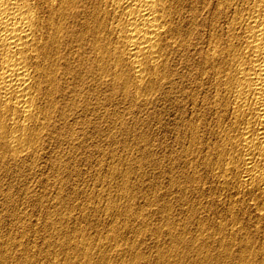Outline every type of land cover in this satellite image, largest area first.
I'll return each mask as SVG.
<instances>
[{"label": "bare ground", "instance_id": "obj_1", "mask_svg": "<svg viewBox=\"0 0 264 264\" xmlns=\"http://www.w3.org/2000/svg\"><path fill=\"white\" fill-rule=\"evenodd\" d=\"M113 93L118 94L122 101H130L129 108H131V106H137V103L143 105L146 103L148 104V102L152 100L154 103V100L161 95L171 96L178 110L177 119L173 118L176 120L177 129V134L175 133L177 138H175L176 140L173 139V141H177L176 143L179 145V149L174 148L173 154L169 157V166L171 169L169 171L173 173L172 176L169 174L172 178L171 187L175 188V190L189 191L196 195V198L198 197L200 199L199 203L202 201L208 208L209 213H207V216L210 217L211 220L218 219L221 223L219 227L215 225L218 228L217 230L214 228L216 231H213V234H221V236L223 235L222 237L231 239L230 242L220 236V238L223 239L221 243L218 242L220 244L217 246V250L220 254L218 253L219 256L216 255L217 257L215 256L213 259L211 258L213 264H232V261V263H230V257L234 251V260H238L237 258L239 256L240 259L243 256L245 257L249 250L253 251L254 258L257 256L256 260L258 264H264V0H0V161L1 163L4 162L3 164H5L7 170L11 168L12 164H19L23 160L25 161L27 157L31 160L29 156L44 155L45 157L49 143L63 138L62 136L64 134L69 135L70 141L75 137H77L78 141V135L80 137L86 133L84 126L91 123V116L96 120L100 118L106 123L108 116L107 105H109L110 100L114 98ZM121 110L122 108L120 111ZM140 110H142V108H140L139 111ZM136 117L132 119L135 118V120H137ZM113 118H110L108 125L107 123L104 124V126L107 125L109 129V133L107 131L105 135L109 138H113L112 140H114L116 135H114V129L119 130L122 125L124 127L126 124L123 120V115ZM155 118L156 117L153 116V119ZM162 122L160 121V123ZM135 123L136 122H134V125ZM151 125L153 127L155 126L153 124ZM140 126L142 125L140 124ZM95 127V129L99 130L97 126ZM104 128L102 129L104 130ZM144 129L146 130V128H143V130ZM126 131L129 130L126 129ZM137 131H139V129ZM103 133L104 132H102V134ZM127 134L128 133L124 135L126 136ZM136 134L137 133H135V135ZM89 135L87 136L90 137ZM119 135L121 134L119 133ZM132 136L133 133L131 137ZM139 136L141 137V134ZM108 137L107 139H109ZM140 137L138 138L140 139ZM148 137L149 135L145 138ZM97 142L99 141L97 140ZM117 142L118 140L114 143ZM120 143L121 141L119 144ZM176 143L174 145H176ZM95 144L96 142L94 145ZM150 146L153 148L151 144ZM146 147L143 146L144 149ZM172 148L170 147L169 149L172 150ZM152 150H154V148ZM126 151V155L119 154L121 156V161L128 162L131 160V151L128 149H126ZM75 152L77 151L75 150ZM104 152L102 154H104ZM114 153L115 152H113L112 157ZM66 156L70 155H65V160L67 158ZM35 158L37 159V157ZM68 159H70V157ZM101 159L103 158L101 157ZM104 159L106 160L105 157ZM144 159L146 158L144 157ZM156 160H154V162L157 164L159 159ZM59 161L58 163H60ZM110 163L113 164V160ZM70 164L71 163L68 165ZM99 164H101V162ZM119 164L122 165V162ZM119 164H117V166L110 165L111 175L113 173L115 174V171H117V176L119 178L117 177L116 179L118 180H107L103 176L104 180H101L100 183L93 182V185L91 184L93 186V188H91L93 192H89V189V193L84 190L86 192L85 200L83 203H80L81 205L78 204V208H68L66 207L67 205L63 206L65 196L60 191L61 189L59 190L61 187L57 185V187L59 186L58 190L54 191V193L51 192L53 194V197H51L52 201L54 200L53 203L48 200L51 202L50 204H52L50 207L54 210L51 212L47 210L46 219L41 223L43 230L45 229V232H48L47 234L43 233V235L40 236L41 233L37 234L36 228H34V230L28 228L27 230L26 221L30 216H27L25 210V212L21 213L22 210H20V214H15L13 220L20 223L19 227L16 226L18 230L20 228V232L17 233V230L13 227L16 230V235L13 237L14 239L16 238V240L13 242L10 237L5 241L4 237H0V264H101L104 260V244L100 241L101 245H99L98 240L94 241L91 234L92 224L90 222V216L96 204V200H94L93 196L95 192L94 189H97L98 187L96 188V186H99L98 195L95 193L98 198H95L107 203V207H105L107 215L111 213H114V215H118L119 213L123 214V212H118L116 210L120 202L123 198H127L128 196L129 200H131L130 197L133 198V195L135 196L136 193L134 192V194H132L133 190H131L133 181L130 183L129 176L131 175L132 177L133 174H128V169L126 170L127 173L124 172V168H119ZM57 165H53V167H55L58 172L67 167L63 166V168L60 164L59 166ZM63 165L65 164L63 163ZM151 168L152 171L156 169L153 167ZM17 169L19 168L17 167ZM70 169H68V171ZM76 169L78 168L76 167ZM28 171L30 172V170ZM136 173L137 172H135V174ZM67 174L70 175L72 173L69 172ZM99 174L96 173V175ZM56 175L58 176L57 172ZM14 176H16V174ZM114 176L115 175L112 177ZM5 177L6 175L4 179H6ZM23 177H25L24 173ZM35 177L37 178V176ZM86 177L90 179L89 176ZM149 177H153L151 173ZM161 177L159 176L157 178ZM142 178L144 177L142 176ZM11 179L13 180V178ZM68 179L69 178H67V180ZM54 180L56 179L54 178ZM64 180L66 181V179ZM168 180L170 181V179ZM26 181L27 179L25 183ZM136 181H134V184L137 185ZM23 182L20 184L23 185ZM160 183L161 182H159V184ZM84 184L81 183L79 185ZM75 185H73V188ZM162 185L163 183L161 186ZM167 185L170 186L169 184ZM85 186L88 188L89 184ZM163 188L161 189L163 190ZM5 189L3 194L8 200V197L11 196L10 194L14 191L12 190L10 193L5 191ZM22 189L26 188L23 187ZM117 189L120 191H118L116 196L120 198L122 195V198L119 200L116 199L117 197H115V194L112 195L113 190L117 191ZM170 190L167 189V191ZM22 191L25 192L27 190ZM72 192L73 191H71V193ZM24 194L27 193L25 192ZM49 194L50 192L48 195ZM180 195L182 196V194ZM40 197L44 196L40 195ZM191 197L189 199H192ZM23 198L22 196V199ZM182 198H184V195ZM31 199L32 201L34 200L33 196ZM186 199L187 198H185V200ZM36 200L38 201L39 199L36 198ZM147 200H149V198ZM157 200L158 199H156V201ZM29 201L31 203V200ZM164 201L165 200H163L162 203ZM75 202L76 201H74V203ZM128 203H130V201ZM170 204L171 203H169V205ZM187 204L188 203H186V205ZM163 205L164 204L159 206ZM199 205L201 204H198V206ZM203 205L201 206L203 207ZM22 206L21 208H23ZM25 206L27 207V205ZM31 207L33 206L31 205ZM41 207L43 206L41 205L40 208ZM62 207H65V209L63 210ZM206 207L204 208L206 209ZM8 210L10 209L8 208ZM129 210L130 209L127 211ZM204 210L202 209L201 211L204 212ZM33 211H30L31 214ZM36 212L37 211H35V213ZM142 213L143 212H141V214ZM196 214H198V211H196ZM5 215L6 213L3 217ZM135 216L137 217V215ZM174 218L176 217L174 216ZM136 219L144 221L146 218L141 216ZM208 219L209 218L206 220L201 219V229H204L203 226L206 228V224L202 226L201 223ZM9 220L11 219L9 218ZM30 220H32V218ZM38 220L40 221V218L37 219V222ZM81 220H83L82 223H80ZM114 220H117L115 223L118 224H113V227L106 232L105 240L107 239L108 242H112V249L115 250L116 255L122 258L117 260L116 264H127V261H130L131 258L134 264L148 263V260H145L143 263V259L145 258L144 256L143 258L141 257L143 251L141 256H139L140 254L135 255L137 253L134 254L135 256H131L130 254H133V252L130 251L131 253L128 255V258L129 256H131V258H129V260L126 258L127 261L125 260L126 262H124L125 254H127L126 249L128 247L126 245H129L127 242L129 240H126L128 243L126 244L124 243V239L126 231L131 224L129 223L130 226L127 227V222H124L125 220L113 218V221ZM141 224L143 223L141 222ZM165 224H163V226ZM144 225L145 223L142 226ZM145 226L147 228V225ZM225 226H227V228ZM158 228L160 227H157V229ZM170 228L172 229L171 226L169 229ZM9 229L11 230V228ZM140 229L142 231V228H139V230ZM170 230L169 233L173 231ZM150 231L152 232V230ZM182 231L180 232L181 237ZM137 232L140 233L139 231ZM150 234L147 233V235ZM152 234L155 233L152 232ZM140 235L141 234L137 235V237ZM156 235L158 236L159 234ZM197 235L210 237V233L207 230L203 231L201 234L199 232ZM165 236L163 237L165 238ZM169 237L171 238V235H169ZM194 239H196V237ZM133 240L136 241L137 239ZM161 240L164 241L163 239ZM107 241L105 242L107 243ZM168 243H170V241ZM175 243L177 242L175 241ZM162 244H164V242H162ZM206 244L207 243H205V246H207ZM171 245L168 247L167 244V247L170 249V247H172ZM208 246L207 248L205 247L206 250H203L204 248L201 246L203 249L199 252L203 255H201L202 258H200L203 262L207 259L205 256H209V252L207 251ZM186 247L184 250H186ZM235 247L237 250H235ZM96 248L99 250L98 258H96L95 255ZM151 248H153V246ZM168 248L166 250H168ZM183 248L181 249L182 252H184ZM155 249L157 248L155 247ZM136 251L137 250H135V252ZM186 251L188 253V249ZM245 251H247V253H245ZM199 253H197V255H200ZM159 254L158 256L160 257L158 259L160 260L162 257L160 251ZM258 254L262 256L260 259L258 258ZM177 255L174 253V255L170 256H176L177 258ZM180 255H182L181 252ZM173 258L171 257L172 260ZM196 258L198 257H195V260ZM231 258L233 259V257ZM129 263L132 264L131 262ZM154 264H156V262H154ZM169 264H171V262ZM234 264H236V262Z\"/></svg>", "mask_w": 264, "mask_h": 264}, {"label": "rangeland", "instance_id": "obj_2", "mask_svg": "<svg viewBox=\"0 0 264 264\" xmlns=\"http://www.w3.org/2000/svg\"><path fill=\"white\" fill-rule=\"evenodd\" d=\"M117 95V96H116ZM113 97L114 98H112L111 100H110V104L109 105H107L108 106V110H107V120H106V123H107V125L109 124V121H110V118H116V116L118 117V116H121V115H123V120H124V122L126 123L125 125H124V127H123V125L119 128V130L118 129H114V131H115V133H114V135L116 134V135H118V136H116L115 135V138H114V140H112L113 138H109L107 135H105V132H107L108 131V133H109V129H108V127H107V125H105L104 126V124H106L105 123V121H103L102 119H98V120H96V119H94L92 116H91V118H92V121H91V123L90 124H88L87 126H84L85 127V129H86V133L84 134V135H81L80 137H79V135H78V141H77V137H75L74 139H75V141H74V139H72V141H70L71 139L69 138V135H67V134H64L62 137L63 138H60V139H57V140H54V141H52V142H50L49 143V147L47 146V154H45V157H44V155H32V156H29V158L31 159V160H29L28 159V157L27 158H25V161L23 160L22 162H24V163H19V164H12V166H14V167H12L11 166V168L10 169H6V167H5V164H3V163H1V161H0V180L2 181H0V184H2V185H0V214H1V216H0V233L2 234H0V237L2 236V237H4V241L5 240H7V239H9V237L11 238V241L13 242V241H15L16 240V238L14 239L13 237H15V231L17 230V233L18 232H20L19 230H20V228H19V230H18V228L17 227H19L20 226V223H18V222H15V220H13L14 219V216H15V214H20V210H22L21 211V213L22 212H25L26 211V214H27V216L29 215L30 217H28V219H27V221L29 222H27L26 221V228H27V230H28V228L29 229H33L34 230V228H36L35 230H37L36 231V233L37 234H40V236H42L43 235V233L44 234H47L48 232L46 231L45 232V229L43 230V226H42V222H44V219H46V213H47V210H49L50 212L51 211H53L54 209L53 208H51L50 206L52 205V204H50L51 202L53 203V201H52V198L51 197H53L52 195V193H54V191H56V190H58V188H59V186L61 187V188H59V190L62 192V194L65 196V198H64V203H63V206H66V207H68V208H78L79 206H78V204L79 205H81L80 203H83L84 202V200H85V196H86V192L84 191V190H86L87 192H88V189H89V192L91 191V192H93L92 191V189L91 188H93V182H99L100 183V181L102 180H104V177H105V179H107V180H113V181H116V180H118V179H116L118 176V173H117V171H115V174L113 173L112 175H111V167H110V165H114L116 162H118V163H116L114 166H117V164H119L120 162H122V165H118L119 166V168H124L123 169V171L124 172H126V170H127V172H128V174L130 173V174H133V176L131 177V175L129 176L130 177V183H132V181H133V183H132V188H131V190H133L131 193L132 194H134V192H136L135 193V196L133 195V198L132 197H130V199L131 200H129V196L127 197V198H123L122 199V201L120 202V205H119V207L116 209L118 212L120 211V212H123V214H121V213H119L118 215H114V213H111L110 215H107V210L105 209V207H107V203H105L103 200L102 201H99L97 198H98V189H99V186H96V188L97 189H94V193H93V196H94V200H96L95 201V206H94V208H93V213L91 214V216H90V222H91V224H92V226H91V234H92V236H93V240L94 241H97L98 240V243H99V245H101L100 243L102 242V244H104V248H103V250H104V252L106 253V255H105V253H104V260H103V262L101 263V264H116V261L117 260H120V259H122V258H120L118 255H116V252H115V250L114 249H112V245H111V243L112 242H108L107 241V239L105 240V236H106V232L107 231H109L112 227H113V224H118V223H115L117 220H114L113 221V218H118V219H120V220H125L126 218V220L124 221V222H127L126 224H127V227H129L130 226V224H131V226L128 228V230L126 231V234H125V239H124V243H126V244H128L129 243V245H126V246H128L129 247V249H128V247H127V249H126V253L127 254H125V257H124V262H126L127 260H129V258H131V256H133L135 253H137V254H135V255H138V254H140L139 256H141L142 254V258H143V256L145 257L144 259H143V263L145 262V260L147 261H149L148 263L149 264H151V263H153L154 264V262H156V264H169L170 262H171V264H198V263H200V264H213V261H212V259L216 256V255H218L219 256V251L217 250L218 248H217V246L221 243V241H223V239H226V237L224 238V237H222L221 236V234H216L215 233V235L213 234L214 232L213 231H216L217 230V228L221 225V223L219 222V220L218 219H212L211 220V218L210 217H208L207 215V213H209V210H208V208L206 207V205L201 201L200 203H199V201H200V199L197 197L196 198V195H194L192 192H189V191H183V193H182V191L181 190H179V189H177V190H175V188H173V187H171V176H172V171L170 172L169 170H171L170 169V166H169V161H170V159H169V157H170V155L171 154H173V152H174V148L175 149H179V145L175 142V138H177V129H176V120H174V119H177V117H178V110L176 109V107H175V104H174V101H173V99L171 98V96L170 95H161V96H158V100L157 99H155L154 100V103H153V100L152 101H150L151 102V104H150V102H148V104L146 103V104H141V103H137L136 105L137 106H134V107H132L131 106V108H129L130 107V105H129V103H130V101H122L119 97V95L118 94H114L113 93ZM162 97V98H161ZM121 100V101H120ZM162 100V101H161ZM114 101V102H113ZM158 101V102H157ZM165 101V102H164ZM128 102V103H127ZM123 103V104H122ZM153 103V104H152ZM157 103V104H156ZM172 103V104H171ZM128 104V105H127ZM140 104V105H139ZM155 104V105H154ZM160 104V105H159ZM164 104V105H163ZM174 104V105H173ZM121 105H123V106H121ZM126 107H125V106ZM146 105H147V107H146ZM151 105H152V107H151ZM173 105V106H172ZM164 108H163V107ZM168 106H169V108H168ZM124 107V108H123ZM149 107V108H148ZM151 107V108H150ZM156 107V108H155ZM122 108V110L120 111V109ZM140 108H142V110H140L139 111V109ZM155 108V109H154ZM161 108V109H160ZM115 109V110H114ZM125 109V110H124ZM127 109V110H126ZM138 109V110H137ZM106 110V109H105ZM123 110H124V114H123ZM130 110V111H129ZM151 110H153V111H151ZM132 111H134V112H132ZM167 111H168V113H167ZM121 112V113H120ZM141 112V113H140ZM143 112H144V114H143ZM147 114H146V113ZM128 113V114H127ZM155 113H157V114H155ZM117 114V115H116ZM120 114V115H119ZM138 114V115H137ZM141 116H140V115ZM152 114V115H151ZM159 114V115H158ZM165 114V115H164ZM135 115V116H134ZM147 117H146V116ZM161 115H162V117H161ZM164 115V116H163ZM137 116V117H136ZM139 116V117H138ZM153 116L154 117H156L155 119H153ZM175 116V117H174ZM109 117V118H108ZM126 117V118H125ZM133 117H136V119L137 120H135V118L134 119H132ZM140 117H142V118H140ZM164 117V118H163ZM113 118V119H114ZM150 118V119H149ZM174 118V119H173ZM142 119H143V121H142ZM161 119H163V120H161ZM133 120H134V122H136L135 123V125H134V122H133ZM153 120V121H152ZM157 120V121H156ZM158 120H159V122H158ZM173 120V121H172ZM127 121H128V124H127ZM141 121V122H140ZM156 121V122H155ZM160 121L162 122V123H160ZM130 122V123H129ZM145 122V123H144ZM143 123V124H142ZM149 123V124H148ZM156 123V124H155ZM96 124V125H95ZM140 124L142 125V126H140ZM147 126H146V125ZM151 124H153V125H155L154 127L151 125ZM160 124V125H159ZM172 124H174V125H172ZM158 125V126H157ZM95 126H97L98 127V129L99 130H97V129H95L96 127ZM131 128H130V127ZM136 126H138V127H136ZM148 126H150V127H148ZM160 126V127H159ZM163 126V127H162ZM175 126V127H174ZM105 127V128H104ZM141 127V128H140ZM159 127V128H158ZM102 128H104V130L102 129ZM138 128L139 129V131H137L136 129ZM143 128H146V130L144 129L143 130ZM126 129L127 130H129V131H126ZM133 129V130H132ZM149 129V130H148ZM100 130H102V131H100ZM123 130V131H122ZM135 130V131H134ZM141 130V131H140ZM174 130V131H173ZM94 131V132H93ZM110 131H111V129H110ZM117 131V132H116ZM122 131V132H121ZM133 133V136L131 137V135H132V133ZM144 131V132H143ZM148 131H150V132H148ZM98 132V133H97ZM102 132H104L103 134H102ZM125 132V133H124ZM119 133L121 134V135H119ZM123 133V134H122ZM126 133H128L126 136L124 135V134H126ZM135 133H137L136 135H135ZM176 133V134H175ZM90 134V135H89ZM141 134V137L139 136ZM143 134V135H142ZM151 134V135H150ZM87 135H89L90 137H88ZM130 135V136H129ZM146 135V136H145ZM149 135V137L148 138H145V137H147ZM174 135H176V136H174ZM65 136V137H64ZM99 136V137H98ZM121 136V137H120ZM129 136V137H128ZM136 136V137H135ZM94 137V138H93ZM107 137L109 138V139H111V140H109V139H107ZM138 137H140V139L138 138ZM82 138H84V139H82ZM101 138V139H100ZM103 138V139H102ZM121 138H122V140H121ZM131 139V141H130V139ZM133 138H135V139H133ZM81 139V140H80ZM95 139H96V141H95ZM100 139V140H99ZM116 139V140H115ZM123 139H124V141H123ZM142 139H143V141H142ZM147 139V140H146ZM149 139V140H148ZM173 139H175L174 141H173ZM64 140V141H63ZM89 140V141H88ZM94 140V141H93ZM97 140L99 141V142H97ZM104 140V141H103ZM118 140V142L117 143H114V142H116ZM125 140H126V143H125ZM130 141V143H129V141ZM140 140H141V143H140ZM174 142H172V141ZM62 141V142H61ZM77 141V142H76ZM87 143H86V142ZM106 141V142H105ZM111 141V142H110ZM121 141V143L119 144V142ZM148 141V142H147ZM149 141H154L153 142V144H152V142H149ZM64 142V143H63ZM66 142V143H65ZM68 142V143H67ZM72 142V143H71ZM82 144H81V143ZM96 142V144L94 145V143ZM137 142V143H136ZM63 143V144H62ZM78 143H79V145H78ZM90 143H91V145H90ZM110 143V144H109ZM158 143H159V145H158ZM176 143V145H174ZM60 144V145H59ZM67 144V145H66ZM70 144V145H69ZM84 144H85V147H84ZM112 144V145H111ZM115 144V145H114ZM133 144H134V146H133ZM137 144V145H136ZM138 144H139V147H138ZM150 144L153 146V148H154V150H152L153 148L150 146ZM156 144V145H155ZM163 144V145H162ZM171 144V145H170ZM62 145V146H61ZM100 145V146H99ZM119 147H118V146ZM120 145H121V147H120ZM123 145V146H122ZM130 147H129V146ZM147 147H146V146ZM162 145V146H161ZM174 145V146H173ZM57 146V147H56ZM75 146V147H74ZM114 147V149H113V147ZM132 146V147H131ZM143 146L144 147H146L145 149L143 148ZM157 148H156V147ZM70 147V148H69ZM79 147V148H78ZM100 147V148H99ZM106 147V148H105ZM109 147V148H108ZM127 147V148H126ZM134 147V148H133ZM142 147V148H141ZM151 147V148H150ZM172 148V150L171 149H169V148ZM55 148V149H54ZM57 148V149H56ZM74 150H73V149ZM103 148V149H102ZM120 148V149H119ZM133 148V149H132ZM148 148H149V151H148ZM78 149V150H77ZM79 149H80V151H79ZM102 149V150H101ZM104 149H106V150H104ZM110 149V150H109ZM122 149V150H121ZM125 149V150H124ZM126 149H128L129 151H131V154H130V157H131V155H132V157H131V160L130 161H121L120 160V158H121V156L120 155H126ZM139 151H137V150ZM62 150V151H61ZM63 150H67V151H63ZM75 150L77 151V152H75ZM114 150H116V151H114ZM142 150H144V151H142ZM152 150V151H151ZM156 150H157V152H156ZM71 151V152H70ZM105 151V152H104ZM107 151H108V153H107ZM115 152L114 153V158L112 157V154H113V152ZM125 151V152H124ZM141 151V152H140ZM167 151H169V152H167ZM171 151V152H170ZM49 152V153H48ZM100 152H101V154H100ZM104 152V154H102ZM117 152H119V153H117ZM149 152H151V153H149ZM152 152H153V154H152ZM161 152V153H160ZM62 153V154H61ZM70 153V154H69ZM74 155H73V154ZM79 153V154H78ZM82 153V154H81ZM86 153V154H85ZM134 153V154H133ZM137 153V154H136ZM145 153V154H144ZM163 153V154H162ZM61 154V155H60ZM110 155V156H108V155ZM120 154V155H119ZM141 154V155H140ZM151 154V155H150ZM168 154V155H167ZM63 155V156H62ZM65 155H70V156H66L67 158H66V160H65ZM72 155V156H71ZM84 155V156H83ZM88 155V156H87ZM99 155V156H98ZM103 155V156H102ZM119 155V156H118ZM147 157H146V156ZM153 155H155V156H153ZM158 155H159V157H158ZM163 155V156H162ZM9 156V155H8ZM98 156V157H97ZM116 156V157H115ZM136 156V157H135ZM139 156V157H138ZM162 156V157H161ZM164 156H166V157H164ZM168 156V157H167ZM33 157V158H32ZM35 157H37V159L35 158ZM58 157V158H57ZM70 157V159H68ZM79 157H80V159H79ZM100 157V158H99ZM101 157L103 158V159H101ZM104 157L106 158V160L104 159ZM144 157L146 158V159H144ZM158 157V158H157ZM35 158V159H34ZM55 159V161H54V159ZM74 158V159H73ZM89 158V159H88ZM99 160H98V159ZM108 158V159H107ZM118 158V159H117ZM166 158V159H165ZM27 159H28V161H27ZM34 159V160H33ZM40 159V160H39ZM49 159V160H48ZM52 159V160H51ZM57 159V160H56ZM61 159V160H60ZM82 159V160H81ZM86 159V160H85ZM88 159V160H87ZM95 159H97V160H95ZM100 159H101V161H100ZM111 159V160H110ZM135 161H133V160ZM137 159V160H136ZM140 159V160H139ZM151 161H150V160ZM158 161H157V160ZM161 159H164V160H161ZM167 159H169V160H167ZM34 162H33V161ZM60 160V161H59ZM77 160V161H76ZM79 160V161H78ZM90 160V161H89ZM95 160V161H94ZM103 160V161H102ZM107 160H109V161H107ZM112 160H113V164L112 163H110V162H112ZM118 160V161H117ZM123 160V159H122ZM154 160H156L157 161V164H156V162H154ZM166 160H167V162H166ZM42 161V162H41ZM58 161L60 162V163H58ZM65 161V162H64ZM70 161V162H69ZM72 161H73V163H72ZM91 161H93V162H91ZM101 162V164H99L100 162ZM104 161H106V162H104ZM137 161H138V163H137ZM30 162H31V164H30ZM33 162V163H32ZM75 162V163H74ZM96 162V163H95ZM97 162H99V163H97ZM109 164H108V163ZM127 162V163H126ZM132 162V163H131ZM147 162V163H146ZM151 162V163H150ZM154 162V163H153ZM35 163V164H34ZM45 163V164H44ZM51 163V164H50ZM55 163V164H54ZM63 163L65 164V165H63ZM69 163H71L70 165H68ZM77 163V164H76ZM78 163H80V164H78ZM91 163V164H90ZM129 163V164H128ZM153 163V164H152ZM164 163V164H163ZM166 163H168V164H166ZM24 164V165H23ZM39 164H42V165H39ZM46 164H47V166H46ZM58 164V165H57ZM59 164L63 167H66V168H64V169H61L59 172H58V170H56V168L55 167H53V165H57V166H59ZM88 164V165H87ZM98 164V165H97ZM150 164V165H149ZM159 164V165H158ZM168 165V166H166V165ZM29 166V169H28V166ZM101 167H100V166ZM107 165V166H106ZM108 165H109V168H108ZM133 165H134V167H133ZM139 165V166H138ZM153 165V166H152ZM155 165H156V167H155ZM159 166V169H158V166ZM22 168H21V167ZM24 166V167H23ZM43 168H42V167ZM75 168V170H74V168ZM93 166V167H92ZM126 166H127V168H126ZM131 166V167H130ZM146 166V167H145ZM148 166V167H147ZM17 167L19 168V169H17ZM32 167V168H31ZM36 167V168H35ZM53 167V168H52ZM76 167L78 168V169H76ZM90 167V168H89ZM92 167V168H91ZM96 167V168H95ZM99 167V168H98ZM139 167V168H138ZM151 167H153V168H156V169H153V171L151 170L152 168ZM161 167V168H160ZM164 167V168H163ZM167 167V168H166ZM24 168V169H23ZM71 168V169H70ZM132 168V169H131ZM139 170H138V169ZM169 168V169H168ZM3 169V170H2ZM13 169V170H12ZM16 169H17V171H16ZM20 169H23V170H20ZM43 169V170H42ZM55 169V170H54ZM68 169H70L69 171H68ZM81 169V170H80ZM86 169H87V171H86ZM91 169V170H90ZM107 169H109V170H107ZM131 169V170H130ZM134 169V170H133ZM145 169V170H144ZM163 169V170H162ZM166 169V170H165ZM19 170V171H18ZM26 170V171H25ZM28 170H30V172L28 171ZM35 170V171H34ZM40 170V171H39ZM73 170V171H72ZM77 170V171H76ZM84 170V171H83ZM90 170V171H89ZM94 170H95V172H94ZM99 170H100V172H99ZM144 170V171H143ZM149 170V171H148ZM163 172H162V171ZM13 171V172H12ZM28 171V172H27ZM41 171H42V173H41ZM44 171V172H43ZM57 172V174H58V176L56 175V172ZM67 171V172H66ZM77 173H76V172ZM78 171H79V173H78ZM130 171V172H129ZM139 171V172H138ZM142 171H143V173H142ZM157 171V172H156ZM158 171H159V173H158ZM168 171V172H167ZM26 172V173H25ZM35 172H37V173H35ZM40 172V173H39ZM72 173V174H70V175H72V176H70L69 174H67V173ZM83 172V173H82ZM94 172V173H93ZM126 172V173H127ZM133 172V173H132ZM135 172H137L136 174H135ZM147 174H146V173ZM161 172V173H160ZM167 172V173H166ZM16 174V176H14L15 174ZM20 173H21V175H20ZM23 173H24V176L25 177H23ZM53 173V174H52ZM54 173H55V175H54ZM64 175H63V174ZM82 173V174H81ZM90 175H89V174ZM96 173H100L99 175H96ZM150 173H151V175L153 176V177H149L150 176ZM154 173V174H153ZM158 175H157V174ZM165 173V174H164ZM4 174V175H3ZM9 174V175H8ZM34 174V175H33ZM62 174V175H61ZM77 175V177H76V175ZM93 174H95V175H93ZM109 174V175H108ZM139 174H140V177H139ZM171 176H170V175ZM6 175V179H4V176ZM18 175H19V177H18ZM80 175H82V176H80ZM85 177H84V176ZM103 177H101V176ZM110 175H111V177H110ZM113 175H115L114 177H112ZM135 175V176H134ZM138 177H137V176ZM144 177V178H142V176ZM164 175V176H163ZM10 176H12V177H10ZM26 176H27V178H26ZM34 177V179H33V177ZM35 176H37V178L35 177ZM64 176V177H63ZM68 176V177H67ZM79 176H80V178H79ZM86 176H89V178L90 179H88V177H86ZM147 176V177H146ZM161 177V178H157V177ZM165 176H166V178H165ZM169 176V177H168ZM2 177V178H1ZM14 177H16V178H14ZM23 179V181H22V179ZM29 177V178H28ZM47 177V178H46ZM49 177V178H48ZM52 177V178H51ZM72 177H74V178H72ZM94 177H96V178H94ZM99 179H98V178ZM107 177V178H106ZM149 177V178H148ZM156 177V178H155ZM11 178H13V180L11 179ZM20 178V179H19ZM44 178V179H43ZM45 178H46V180H45ZM54 178L56 179V180H54ZM67 178H69L68 180H67ZM77 180H76V179ZM109 178V179H108ZM110 178H112V179H110ZM115 178V179H114ZM119 178V177H118ZM133 178V179H132ZM137 178V179H136ZM139 178H140V180H139ZM170 179V181L168 180V179ZM15 179V180H14ZM27 179V181H26V183H25V180ZM33 181H32V180ZM59 179V180H58ZM63 181H62V180ZM64 179H66V181L64 180ZM71 179H72V181H71ZM79 179V180H78ZM94 179V180H93ZM135 179V180H134ZM142 179V180H141ZM146 179V180H145ZM155 179V180H154ZM161 179V180H160ZM52 180H53V182H52ZM86 180V181H85ZM90 182H88V181ZM99 180V181H98ZM137 180V181H136ZM152 180V181H151ZM158 180V181H157ZM160 180V181H159ZM163 180V181H162ZM18 181H19V183H18ZM35 181H37V182H35ZM56 181V182H55ZM61 181V182H60ZM134 181H136L137 182V185L139 186H137L136 184H134ZM141 181V182H140ZM155 181V182H154ZM168 181V182H167ZM7 182V183H6ZM10 182V183H9ZM17 182V183H16ZM23 182V185L22 184H20V183H22ZM30 182V183H29ZM42 184H41V183ZM61 183V184H59V183ZM62 182H63V187H62ZM66 182V183H65ZM68 182V183H67ZM72 182H73V184H72ZM76 182V183H75ZM79 182H81L82 184H84V182H85V184L84 185H79V184H81V183H79ZM88 182V183H87ZM135 182V183H136ZM141 184H140V183ZM151 184H150V183ZM157 182V183H156ZM159 182H161L160 184H159ZM3 183H4V186H3ZM10 184L9 185V188H8V185H6V184ZM33 183V184H32ZM39 183V184H38ZM49 183V184H48ZM53 183V184H52ZM71 183V184H70ZM76 185H75V184ZM79 183V184H78ZM156 183V184H155ZM163 183V187L161 186V184ZM165 183H166V185H165ZM38 186H37V185ZM48 184V185H47ZM53 186H52V185ZM77 184H78V186H77ZM87 184V186H88V184H89V186H88V188L85 186ZM92 184V185H91ZM143 184V185H142ZM149 184V185H148ZM157 184H159V185H157ZM167 184H169L170 186H168ZM5 185H6V187H5ZM22 187H21V186ZM31 185H33V186H31ZM35 185H36V187H35ZM56 185V186H55ZM57 185H59L58 187H57ZM70 185H71V188H70ZM73 185H75L74 186V188H73ZM135 185V186H134ZM141 185V186H140ZM151 185V186H150ZM15 186V187H14ZM48 186V187H47ZM67 186H68V188H69V190H68V188H67ZM80 186H81V190H80ZM92 186V187H91ZM137 186V187H136ZM148 186V187H147ZM155 186V187H154ZM4 187V188H3ZM26 188V189H22V188ZM49 187H50V189H49ZM136 187V188H135ZM163 188V190L161 189V188ZM5 188H7V189H5ZM11 188V189H10ZM65 188H66V190H65ZM84 188V189H83ZM87 188V189H86ZM158 188V189H157ZM4 189H5V191H8V192H10V191H14V192H10L11 194V196H9L8 197V200H7V198L4 196V194H3V191H4ZM9 189V190H8ZM20 189V190H19ZM29 189V190H28ZM36 189V190H35ZM79 189V190H78ZM91 189V190H90ZM154 189H156V190H154ZM167 189L168 190H170V189H172V190H170V191H167ZM22 190H27V191H25L27 194H24L25 192L24 191H22ZM32 190V191H31ZM39 190V191H38ZM42 192H41V191ZM67 190H68V192H67ZM75 190V191H74ZM19 191H20V193H19ZM35 191H36V193H35ZM71 191H73L72 193H71ZM118 191H120V190H118L117 189V191L116 190H113V193H112V195H114L115 194V197H117L116 199H120V198H122V195H121V197L120 198H118V196H116V194L118 193ZM153 191V192H152ZM165 191H166V193H165ZM174 191V192H173ZM175 191H176V193H175ZM16 192H18V193H16ZM22 192V193H21ZM46 192V193H45ZM50 192V196L48 195V193ZM52 192V193H51ZM78 192H79V194H78ZM88 192V193H89ZM159 192V193H158ZM162 192H163V195H162ZM180 192V193H179ZM32 193V194H31ZM65 193V194H64ZM70 193V194H69ZM85 193V194H84ZM97 195H96V194ZM138 193V194H137ZM156 195H154V194ZM158 193V194H157ZM161 193V194H160ZM35 196H34V195ZM78 194V195H77ZM84 194V195H83ZM137 194V195H136ZM180 194H182V196L184 195V198H182V196L180 195ZM186 194V195H185ZM15 195V196H14ZM17 195V196H16ZM19 195V196H18ZM21 195V196H20ZM27 195V196H26ZM40 195L41 196H44V197H40ZM70 197H69V196ZM161 195V196H160ZM166 195H168V196H166ZM178 195H180V196H178ZM192 197H191V196ZM3 196V197H2ZM22 196L24 197L23 199H22ZM32 196H33V201H32ZM75 196V197H74ZM80 198H79V197ZM82 196H84V197H82ZM139 196V197H138ZM166 198H165V197ZM187 196V197H186ZM5 197V198H4ZM18 197V198H17ZM30 197V198H29ZM70 199H69V198ZM72 197V198H71ZM74 197V198H73ZM78 199H77V198ZM95 197H97V198H95ZM162 197V198H161ZM177 197V198H176ZM192 198V199H189V198ZM195 197V198H194ZM12 198V199H11ZM14 198H15V200H14ZM27 198H29V199H27ZM36 198L37 199H39L38 201L36 200ZM50 198V199H49ZM84 198V199H83ZM137 198V199H136ZM149 198V200H147ZM172 200H171V199ZM185 198H187L186 200H185ZM16 199H17V203H19V204H17L16 203ZM41 199H42V201H41ZM81 199H83V200H81ZM132 199H133V202H132ZM134 199H135V201H134ZM151 199V200H150ZM156 199H158L157 201H156ZM162 199V200H161ZM166 199H167V201H166ZM181 201H180V200ZM194 199V200H193ZM28 200V201H27ZM29 200H31V203H30V201ZM48 200H50V201H48ZM130 201V203L132 202V203H134V204H130V203H128L129 201ZM163 200H165L163 203H162V201ZM170 202H169V201ZM188 200H190V201H188ZM197 200V201H196ZM3 201H4V203H3ZM7 201H9V202H7ZM39 201H41V202H39ZM44 201H46V202H44ZM48 201V202H47ZM74 201H76L75 203H74ZM128 201V202H127ZM193 203H192V202ZM14 202V203H13ZM29 202V203H28ZM66 202V203H65ZM73 202V203H72ZM123 202V203H122ZM125 202H127V203H125ZM150 202V203H149ZM159 202V203H158ZM166 202V203H165ZM172 202H173V204H172ZM184 202H186V203H188L187 205H186V203H184ZM196 202H197V204H196ZM5 205H3V204ZM7 203H10L12 206H13V208H12V206L10 205V204H7ZM13 203V204H12ZM17 205H16V204ZM22 203H23V206H22ZM34 203H35V205H36V203H37V205L35 206L34 205ZM122 203V204H121ZM169 203H171L170 205H169ZM183 203H184V205H183ZM2 204V205H1ZM28 204H29V206H28ZM47 206H46V205ZM65 204V205H64ZM74 204V205H73ZM128 204V205H127ZM130 204V205H129ZM162 204H164L165 206H167V207H165L164 205L163 206H159V205H162ZM196 204V205H195ZM198 204H201V205H203V207L201 206V205H199L198 206ZM9 205V206H8ZM23 207V208H21V206ZM25 205H27V207L25 206ZM31 205L33 206V207H31ZM43 206V207H41L40 208V206ZM71 205H73V206H71ZM16 206V207H15ZM128 206H130V207H128ZM6 207H7V210H8V208L10 209V210H6ZM11 207V208H10ZM17 209H15V208ZM46 207H49V208H46ZM159 207H161V208H159ZM165 207V208H164ZM170 207V208H169ZM204 210L205 208L204 207H206V209L204 210V212L203 211H201L202 209ZM27 208V209H26ZM63 208V207H62ZM167 208H169V209H167ZM12 209H13V211L15 212H13L12 211ZM31 209H33V210H31ZM42 209H43V211H42ZM65 209V207L63 208V210ZM125 209H126V212H125ZM128 209H130L129 211H127ZM161 209H164V210H161ZM194 209V210H193ZM201 209V210H200ZM19 210V211H18ZM25 210V211H24ZM39 210V211H38ZM41 210V211H40ZM161 210V211H160ZM189 210V211H188ZM193 210V211H192ZM207 210H208V212H207ZM30 211H33L32 212V214H31V212ZM35 211H37L36 213H35ZM162 212V213H160V212ZM168 211V212H167ZM196 211H198V214H196ZM7 212H8V216H7ZM40 212V213H39ZM139 212V213H138ZM141 212H143L142 214H141ZM171 212H172V214H171ZM200 212V213H199ZM206 212V213H205ZM6 213V215L3 217V215ZM11 213H13V214H11ZM129 215H128V214ZM161 214V216H160V214ZM166 213V214H165ZM203 215H202V214ZM10 214V215H9ZM141 214V215H140ZM194 214V215H193ZM12 215V216H11ZM35 215V216H34ZM39 215V216H38ZM135 215H137V217H144V218H146L144 221H142V220H140V219H136L137 217L135 216ZM169 215V216H168ZM32 216V217H31ZM166 216V217H165ZM174 216L176 217V218H174ZM197 216V217H196ZM12 217V218H11ZM40 218V221L38 220V222H37V219L38 218ZM164 217H165V219H167V217H168V219L167 220H165L164 219ZM170 217V218H169ZM202 217V218H201ZM206 217V218H205ZM9 218L12 220H9ZM32 218V220H30ZM173 218H174V220H173ZM207 218H209L207 221H204V222H202L201 223V225L203 226V225H205L206 224V228H205V226H203L204 227V229L202 228L201 229V227H200V222L204 219V220H206ZM3 219V220H2ZM202 219V220H201ZM6 220V221H5ZM9 220V221H8ZM164 222H163V221ZM172 220V221H171ZM177 220V221H176ZM14 221V222H13ZM32 221V222H31ZM82 221L83 220H81L80 221V223H82ZM144 224L145 223V225H147V228H146V226L144 225V226H142L143 224H141V222ZM147 221V222H146ZM174 221V222H173ZM212 223H211V222ZM218 221V222H217ZM2 222V223H1ZM10 222H11V224H10ZM36 222V223H35ZM172 222V223H171ZM199 222V223H198ZM206 222V223H205ZM213 222H214V225H213ZM17 223V224H16ZM130 223V224H129ZM147 223V224H146ZM167 225H166V224ZM210 223H211V226H210ZM216 223V224H215ZM14 224H15V226H14ZM31 224V225H30ZM163 224H165L164 226H163ZM174 224V225H173ZM219 224V225H218ZM27 225H28V227H27ZM35 225V226H34ZM36 225H38V226H36ZM172 227V229L170 230L169 229V227L170 226ZM209 225V226H208ZM218 226V227H216V226ZM17 226V227H16ZM169 226V227H168ZM184 228H182V227ZM185 226V227H184ZM208 226V227H207ZM11 228V230L9 229V228ZM16 229H14V228ZM32 227V228H31ZM153 227H155V228H153ZM157 227H160V228H158L157 229ZM162 227H164V228H162ZM176 227V228H175ZM183 230H181L180 228ZM226 228H227V226H225ZM136 230H135V229ZM139 228H142V231H141V229L139 230ZM143 228H144V230H143ZM153 228V229H152ZM161 228H162V231H161ZM212 228V229H211ZM214 228L216 229V230H214ZM7 229H9V230H7ZM38 229H39V231H38ZM43 231H42V230ZM132 229V230H131ZM8 231V232H6V231ZM150 230H152V232L153 233H155V234H152V232L150 231ZM167 230V231H166ZM169 230L170 231H172V232H170L169 233ZM176 230V231H175ZM182 231V237H181V231ZM200 230V231H199ZM209 231V233H210V237H207V236H202V235H197V234H199V232H200V234L203 232V231ZM136 231V232H135ZM137 231H139L140 233H138ZM161 231V232H160ZM174 231H175V233H174ZM212 231V232H211ZM7 233V234H5V233ZM10 232V233H9ZM128 232H129V234H128ZM132 232V233H131ZM133 232H135V233H133ZM145 232V233H144ZM151 234H150V233ZM156 232H159V233H156ZM166 232V233H165ZM168 232V233H167ZM138 233V234H137ZM147 233L148 234H150V235H147ZM164 233H165V235H164ZM174 234V236H175V234H176V236L174 237L173 236V234ZM178 233V234H177ZM4 234V235H3ZM135 234V235H134ZM139 234H141L140 236H138L137 237V235H139ZM143 234V235H142ZM156 234H159L158 236L156 235ZM180 234V235H179ZM7 235H9V236H7ZM152 235V236H151ZM154 235V236H153ZM169 235H171V238L169 237ZM7 236V237H6ZM40 236H37V237H40ZM135 236V237H134ZM163 236H165V238L163 237ZM172 236H173V238H172ZM193 236V237H192ZM220 236H221V238H223V239H221L220 238ZM157 237H158V239H159V242H158V239H157ZM162 237V238H161ZM196 237V239H194ZM205 237V238H204ZM215 237V238H214ZM179 238H180V240H179ZM218 238V239H217ZM220 238V239H219ZM133 239H137L136 241L135 240H133ZM156 239H157V241H156ZM161 239H163L164 241H162ZM172 239V240H171ZM193 239V240H192ZM126 240H129V241H127L126 242ZM133 240V241H132ZM166 240H167V243H166ZM170 241V243H168L169 241ZM194 240H196V241H194ZM226 240H229L230 242H231V239L230 238H227ZM101 241V242H100ZM105 241H107V243L105 242ZM132 241V242H131ZM164 242V244H162V242ZM171 241H172V243H171ZM175 241L177 242V243H175ZM178 241H180V242H178ZM134 242V243H133ZM135 242H136V245H135ZM156 242H158V243H156ZM191 242V243H190ZM196 242V243H195ZM218 242H220V243H218ZM141 243V244H140ZM191 245H190V244ZM205 243H207L206 245L208 246V249H207V251L209 252V256L208 255H206L205 257H207V259L205 260V262H203L200 258H202V254H200L199 252H200V250H202L203 248V250H206V248H207V246H205ZM214 243H215V245H214ZM106 244V245H105ZM108 244V245H107ZM134 246H133V245ZM155 244H156V246H155ZM166 244V245H165ZM167 244H168V247H169V245H171L172 247H174V248H172V247H170V249H174V250H170L168 247H167ZM175 244H176V246H175ZM180 244V245H179ZM186 244H187V247H186ZM198 244H200V245H198ZM131 245V246H130ZM159 245V246H158ZM162 245V246H161ZM174 245V246H173ZM179 246V248H178V246ZM193 245V246H192ZM195 245V246H194ZM211 245V246H210ZM135 246H136V248H135ZM140 246V247H139ZM153 246V248H151ZM159 248H158V247ZM161 246V247H160ZM183 246H184V248H183ZM189 246H191V247H189ZM203 248H202V247ZM131 247H133V248H131ZM155 247L157 248V249H155ZM185 247H186V250L188 249V253H187V251L186 250H184L185 249ZM198 247V248H197ZM206 247V248H205ZM131 248V249H130ZM148 248V249H147ZM150 248V249H149ZM165 250H164V249ZM168 248V250H166ZM177 248V249H176ZM183 248V251L184 252H182L181 251V249ZM194 248V249H193ZM214 248H215V250H214ZM139 249V250H138ZM144 249H145V251H144ZM190 249V250H189ZM211 249H212V251H211ZM134 250V251H133ZM135 250H137L136 252H135ZM151 250V251H150ZM162 250H164V251H162ZM176 250V251H175ZM178 250V251H177ZM194 250V251H193ZM196 250V251H195ZM197 250H198V252H197ZM214 250V251H213ZM217 250V251H216ZM235 250H237V248L235 247ZM133 252V254L131 253V252ZM142 251H143V253H142ZM148 251V252H147ZM156 251H157V253H156ZM159 251L161 252V258H160V260L158 259L160 256H158V255H160L159 254ZM166 251H169L170 252V254H169V252H166ZM249 251H250V253H249ZM248 251V254H246V256L244 257H242L241 259H240V256L237 258L238 260H234L235 258V251H234V253L232 254V256L231 257H233V259L230 257V263H232V264H234L235 262H236V264H238L239 262V264H241V262H242V264H258L257 262V256H255L256 258H254L253 257V255H254V253H253V251H251V250H249ZM165 252V253H164ZM172 252V253H171ZM177 252H178V255H177ZM180 252H181V254L182 255H180ZM199 253L200 255H197V253ZM18 253V252H17ZM98 253H99V250L96 248V253H95V255H96V258H98L97 256H98ZM131 253V254H130ZM142 253V254H141ZM148 253V254H147ZM174 253H175V255H177L178 257L176 258V256H170V255H174ZM212 253V254H211ZM219 253V254H218ZM245 253H247V251H245ZM131 255V256H129V258H128V255ZM167 254V255H166ZM208 254V253H207ZM252 254V255H251ZM256 254V253H255ZM134 255V256H135ZM146 255V256H145ZM165 255V256H164ZM184 255V256H183ZM202 255V256H201ZM243 255H245V254H243ZM249 255V256H248ZM257 255V254H256ZM164 256V257H163ZM242 256V255H241ZM249 257V259H248V257ZM100 257V256H99ZM106 257H107V259H106ZM147 257V258H146ZM168 257V258H167ZM171 257L173 258V260L171 259ZM195 257H198V258H196V260H195ZM217 257V256H216ZM262 256L260 255V254H258V258L260 259ZM126 258H127V260H126ZM165 258V259H164ZM167 258V259H166ZM212 258V259H211ZM251 258V259H250ZM110 259V260H109ZM151 259V260H150ZM155 261H154V260ZM240 259V260H239ZM243 259V260H242ZM248 259V260H247ZM126 260V261H125ZM132 260V258L130 259V261H127L128 263L127 264H130L129 262H131L132 264H134L133 263V260ZM163 260H164V262H163ZM167 260V261H166ZM172 260V261H171ZM245 260V261H244ZM151 261H153V262H151ZM175 261V262H174ZM203 263H202V262ZM232 261V262H231ZM235 261V262H234ZM244 261V262H243ZM160 262V263H159ZM198 262V263H197ZM212 262V263H211ZM247 262V263H246ZM249 262V263H248ZM146 264H148L147 262H145Z\"/></svg>", "mask_w": 264, "mask_h": 264}]
</instances>
